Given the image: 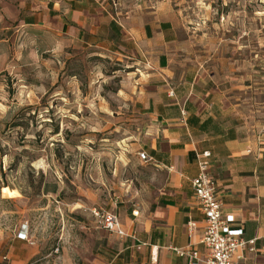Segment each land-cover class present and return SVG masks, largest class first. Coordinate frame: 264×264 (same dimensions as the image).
<instances>
[{"label":"rangeland","instance_id":"obj_1","mask_svg":"<svg viewBox=\"0 0 264 264\" xmlns=\"http://www.w3.org/2000/svg\"><path fill=\"white\" fill-rule=\"evenodd\" d=\"M44 1L0 0V225L21 223L17 234L25 225L42 253L58 258L89 244L77 211L141 198L148 119L136 104L132 63L93 47L54 49L57 36L31 39L24 17ZM167 2L188 58L229 82L253 130L264 116V0Z\"/></svg>","mask_w":264,"mask_h":264},{"label":"crops","instance_id":"obj_2","mask_svg":"<svg viewBox=\"0 0 264 264\" xmlns=\"http://www.w3.org/2000/svg\"><path fill=\"white\" fill-rule=\"evenodd\" d=\"M120 2L45 0L25 15L23 26L35 42L62 37L54 39V49L93 47L127 60L140 74L136 104L148 123L139 152L151 158L143 161L149 173L140 199L108 210L118 215L125 235L99 227L92 209L77 211L89 244L79 255L56 258L43 254L30 232L33 244L19 237L21 223L10 230L0 225V264H188L177 249L206 252L205 216L192 186L204 152L210 153L223 215L234 217L245 240H255V251L241 263L264 264V116L248 129L231 102L229 82L188 58L167 0H137L118 10ZM57 190L47 182L48 195ZM189 221L197 224L193 233Z\"/></svg>","mask_w":264,"mask_h":264},{"label":"built area","instance_id":"obj_3","mask_svg":"<svg viewBox=\"0 0 264 264\" xmlns=\"http://www.w3.org/2000/svg\"><path fill=\"white\" fill-rule=\"evenodd\" d=\"M173 95V91H171ZM140 160L148 162L151 158L146 152L138 153ZM210 153L197 156L199 173L192 179L195 198L205 216V230L201 243L206 249L204 255L193 249H177V253L188 258V264H242L246 252H254L255 240H245L243 230L234 227L233 216H224L222 203L218 197L217 184L209 173ZM99 227L121 236L125 235L116 213L108 210L92 209ZM137 215L138 212L134 211ZM196 222L189 221V233H193ZM22 227L19 237L33 244L29 233Z\"/></svg>","mask_w":264,"mask_h":264},{"label":"trees","instance_id":"obj_4","mask_svg":"<svg viewBox=\"0 0 264 264\" xmlns=\"http://www.w3.org/2000/svg\"><path fill=\"white\" fill-rule=\"evenodd\" d=\"M46 184H47V183H44V190H46Z\"/></svg>","mask_w":264,"mask_h":264}]
</instances>
